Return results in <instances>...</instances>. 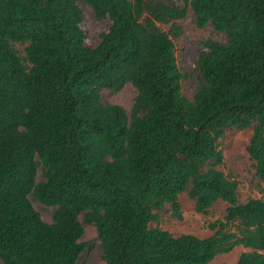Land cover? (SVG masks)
I'll return each mask as SVG.
<instances>
[{
	"label": "trees",
	"instance_id": "1",
	"mask_svg": "<svg viewBox=\"0 0 264 264\" xmlns=\"http://www.w3.org/2000/svg\"><path fill=\"white\" fill-rule=\"evenodd\" d=\"M179 1L0 0L4 264H81L83 213L107 264H209L238 246L236 264H264V198L241 201L220 168L226 131L252 128L246 151L264 183V0ZM81 3L111 22L96 46ZM189 10L222 36L202 41L192 98L174 41ZM127 83L130 114L102 97ZM182 193L204 215L227 203L212 235L152 225L167 205L183 218ZM30 195L55 207L52 222Z\"/></svg>",
	"mask_w": 264,
	"mask_h": 264
},
{
	"label": "rangeland",
	"instance_id": "2",
	"mask_svg": "<svg viewBox=\"0 0 264 264\" xmlns=\"http://www.w3.org/2000/svg\"><path fill=\"white\" fill-rule=\"evenodd\" d=\"M181 3L179 0H174ZM83 9L82 28L86 33V44L96 46L101 42L102 34L108 31L110 20L98 19L94 9L87 3H81ZM181 26V34L174 38L178 62L182 71L186 74L183 82L184 93L193 97L195 86L197 85L200 74L197 71V62L200 52L204 49L202 41L208 38L221 39L222 36L212 27H198L193 21V12L189 10L187 17L177 20ZM161 29L171 30V24L158 23ZM137 89L132 83H127L120 91L104 89L102 92L103 100L121 105L130 114L133 108ZM253 133L252 128L245 130H227L223 138L220 139V148L224 154V164L220 168L227 174L232 175L239 182V195L241 201H246L250 197L264 198V183L255 177V170L252 161L246 151V146ZM44 180L42 167L37 174V182ZM31 202L35 209L41 214L43 220L52 222L55 207L47 205L30 195ZM182 204L183 218L173 216V211L169 205L161 212V220L153 222V226H159L170 231L174 235L194 234L199 237H208L213 234L209 227L210 222L222 218L225 214L227 203L217 202L208 215L199 213L194 208V202L188 197L187 193L180 195ZM83 227L84 235L81 241L85 244V251L80 258L81 264H107L101 248V240L94 225L85 222V214L79 217ZM248 249L238 246L229 253L216 256L209 264H236L244 251ZM0 264H4L0 259Z\"/></svg>",
	"mask_w": 264,
	"mask_h": 264
}]
</instances>
